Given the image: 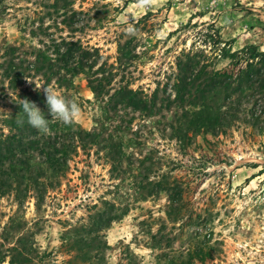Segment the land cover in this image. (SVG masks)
Returning <instances> with one entry per match:
<instances>
[{"label":"rangeland","instance_id":"374dc122","mask_svg":"<svg viewBox=\"0 0 264 264\" xmlns=\"http://www.w3.org/2000/svg\"><path fill=\"white\" fill-rule=\"evenodd\" d=\"M55 2L0 1V132L8 133L6 119L20 95H44L43 88L52 87L80 105L82 126L123 138V157L114 163L119 153L95 145L73 156L61 184L43 201L20 202L14 192L0 196L2 264H12L16 246L28 250V264H264V92L255 88V96L244 97L226 134L173 136L183 112L174 100L178 61L189 54L209 70L237 73L245 63L222 53L251 44L264 50V0ZM64 41L99 55L92 70L113 74L111 92L128 84L149 99L157 93L155 111H114L108 96L98 102L88 65L71 87L37 74L10 88L7 59L33 60L36 47L54 54ZM126 43L135 57L120 61L118 48ZM172 197L181 209L169 216ZM107 203L124 214L97 233L91 216ZM78 237L98 259L83 261L73 246ZM199 248L213 256L193 258Z\"/></svg>","mask_w":264,"mask_h":264},{"label":"trees","instance_id":"16d2710c","mask_svg":"<svg viewBox=\"0 0 264 264\" xmlns=\"http://www.w3.org/2000/svg\"><path fill=\"white\" fill-rule=\"evenodd\" d=\"M59 1L56 0L53 6L59 7ZM63 6L65 7V4ZM55 45L52 52L55 56L46 49L36 47L32 52L33 60L20 56L7 59L5 76L10 88L18 89L26 77L37 74L44 75L47 81L55 77L60 85L71 87L74 85V75L85 72L88 65V86L98 102L101 97L108 96L107 105L114 111L132 109L147 114L155 111L157 93L149 99L143 92L131 88L128 84H122L111 92L108 85L114 79L113 74L97 76L92 70L99 55L83 49L77 41H64ZM128 47L127 43L119 46L120 61L135 57ZM17 51V47H10L12 54ZM222 57L231 58L235 64H245H240L238 72L234 73L216 68L209 70L205 63L201 64L195 56L189 54H186L185 59L178 61V73L173 84L174 100L183 108V112L174 127L173 136L181 138L190 132L202 136L226 134L228 128L239 118L244 97L249 100L251 96H255V88L264 92V50L261 47L251 44L236 51L224 49ZM90 60L91 62H88ZM20 98L36 102L48 115L45 97L41 92L28 91L20 95ZM172 101L168 98L167 107H171ZM19 111L20 106L15 103L12 113L6 119L8 133L0 132V196L14 192L20 202H24L28 197H34L37 202L43 201L49 190L61 184L73 156L80 150L86 151L95 145H102L119 153L117 158L112 159L114 163L121 162L123 152L118 144L124 143L123 138L116 140L112 134L105 137L104 129H87L78 121L66 126L51 117H48V131L41 132L31 127L26 119L21 122ZM119 127L121 128L120 125ZM165 184L161 185V190L166 189ZM168 207L169 216L179 212L181 206L178 197H172ZM123 214L124 212H119L114 204L107 203L104 209L91 216L93 231L98 233L110 227L112 222ZM73 246L82 251L84 262L98 259V254H90L91 244L82 237H78ZM14 250L17 255L12 256V264L30 262V258L25 254L28 250L24 246H16ZM6 256L7 254L0 255V264L5 261ZM191 256L205 261L213 254L209 250L199 248Z\"/></svg>","mask_w":264,"mask_h":264},{"label":"clouds","instance_id":"9594fccd","mask_svg":"<svg viewBox=\"0 0 264 264\" xmlns=\"http://www.w3.org/2000/svg\"><path fill=\"white\" fill-rule=\"evenodd\" d=\"M131 29L129 32L131 33ZM41 86H36L37 90ZM45 97V105L47 114L43 111L36 102L28 98H18L15 102L20 106L21 122L26 119L27 123L41 132H47L49 127L48 117L61 122L63 125L71 126L77 122L80 116L81 107L75 101L67 100L63 95L58 94L52 87L45 86L43 88Z\"/></svg>","mask_w":264,"mask_h":264}]
</instances>
